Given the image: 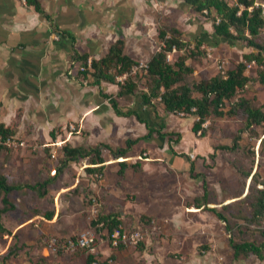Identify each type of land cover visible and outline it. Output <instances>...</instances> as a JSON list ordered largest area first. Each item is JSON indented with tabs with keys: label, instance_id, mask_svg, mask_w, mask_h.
<instances>
[{
	"label": "rangeland",
	"instance_id": "obj_1",
	"mask_svg": "<svg viewBox=\"0 0 264 264\" xmlns=\"http://www.w3.org/2000/svg\"><path fill=\"white\" fill-rule=\"evenodd\" d=\"M181 1L151 0V23L145 21V24H141L139 38L135 37L134 32L133 37L125 39V53L128 52L139 62L130 75L135 77L140 91L148 90L147 64L163 45L159 37L161 27L171 25L180 28L190 43L188 49H195L192 33L197 31L200 24L209 34L214 32V10L211 15L196 12L192 7L182 5ZM259 41L264 43V29ZM253 51L256 49L240 42L222 40L210 44L206 41L196 58L187 59L195 70L188 76V81L193 83L224 73L243 61L244 54ZM186 55L187 50H174L169 60L175 62ZM94 58L90 56V60ZM83 64L84 60L78 59L76 67L69 63L68 69L78 85L91 89L96 78L92 68L88 76L83 75ZM259 70L256 63L248 64L246 73L254 80L239 91L232 101L246 97L252 100L254 106L264 107V83L259 81ZM112 73H116V69H112ZM127 77L119 76L117 82H124ZM102 81L122 108L127 110L131 107L134 95H119L118 84ZM74 100L77 106L79 96ZM155 102L159 113L168 123L164 131L180 133L181 136H167L165 145L163 142L159 144L157 139L140 140L129 152V163L135 168L130 167L127 178L141 184L139 177H146L144 189L150 188L152 194L157 198L165 197L168 203L173 201L171 203L182 205L186 211V221L169 222L158 215L152 218L137 217L134 214L140 212L144 203L128 205L124 212L133 216L120 219L128 230L141 229L145 238L138 245H126L124 249L113 246L108 239V231L100 233L93 224L95 217L101 213L121 216L123 202L136 201L135 194L123 189L124 181L119 174L120 161L123 160L115 158L105 145L116 150L126 147L127 139H136L148 133L146 125L135 118L118 116L111 102L105 99L102 107L107 108L102 112L87 107L79 115L54 127H36L27 123L25 127L14 128L16 145L0 150V168L7 174L9 182L35 184L51 181L45 196L28 187L10 194L16 208L2 216L6 232L0 231V264H88L89 253L86 250L50 254L44 250L46 240L52 235L70 237L87 230H95L99 236L98 264H264V258L255 254L236 259L230 245L231 237L238 242H264V214L256 217L252 205L258 195L257 189L263 187L256 181L264 180V150L260 140L245 131L240 140L241 149H222L221 145H232L237 131L243 126V116L212 117L204 125L207 135L201 137L192 130L198 117L167 113L160 100L156 99ZM255 129L263 133L262 127ZM51 131H55V137L51 136ZM155 136L158 138L157 134ZM67 144L85 147L99 145L107 160L104 165V169L108 167L107 174L103 171L104 175L100 178L101 172L88 170L93 167L88 158L64 164L63 149ZM170 147L172 151L187 154L188 159H184L189 162L185 168L170 164L169 155L173 154ZM215 151L216 157L212 158L211 154ZM191 161L195 164L193 174L190 171ZM253 175L255 180L252 179ZM109 185L114 186L115 190L107 188ZM205 189L208 191V203L198 208L195 201L205 195ZM139 192L144 193L143 190ZM248 194L250 196L247 197ZM211 208L224 213L226 220ZM45 211H55L54 219L45 218ZM20 226L23 228L19 230ZM189 230L198 235L189 236L186 234ZM102 243H110L117 252L103 255L100 248ZM11 246L13 253L5 259L4 255Z\"/></svg>",
	"mask_w": 264,
	"mask_h": 264
},
{
	"label": "crops",
	"instance_id": "obj_2",
	"mask_svg": "<svg viewBox=\"0 0 264 264\" xmlns=\"http://www.w3.org/2000/svg\"><path fill=\"white\" fill-rule=\"evenodd\" d=\"M39 1L44 13L36 10L27 0H0V123L11 128L25 127L27 123H32L36 127H54L79 115L80 111H85L87 107H93L98 112L106 109L107 107H102L104 100L110 101L108 96L115 97L108 93V87L105 88L106 83L103 81L99 83L96 79L94 87L86 89L76 83L75 77L68 69V64L71 63L76 67V60L84 55H89V58L95 57L94 59L102 58L119 39L128 40L134 36V32H136L135 37L139 38L141 24H145V21L149 24L153 19L149 14L151 0ZM181 3L187 8L190 7L183 0ZM204 31L207 30H204L203 25L200 24L192 35L196 38ZM127 54L131 56L128 52ZM76 96H79L77 106L74 100ZM131 109L143 111V117L148 118L151 126H154L157 118L152 112L153 108L142 103L139 97L135 96L133 104L127 111ZM113 110L116 113L114 108ZM118 116L133 117L145 124L148 129L147 123L139 120L135 115ZM53 132L55 131H51L52 137ZM166 138L167 136L154 133L151 138L142 140L157 139L159 144L163 142L165 145ZM170 150L172 151V148ZM184 154L173 152L169 155L170 158L168 157L170 164L179 165L181 169L185 168L189 161L184 159L187 157V154ZM121 160H126L128 163L124 171L121 172L120 168L119 172L124 181L123 189L135 194L136 201H124L122 215L118 216L119 218L133 216L124 212V208L143 202L144 207L134 214L137 217L152 218L158 215L164 220L168 219L169 222H184L186 211L182 205L171 203L173 201L168 203L165 197L157 198L152 194L150 188L144 189L143 186L146 185L143 182L144 179L147 180L146 177L144 179L139 177L141 184L129 181L127 177L130 167L135 168V166L129 163V157H121ZM107 168L104 169L103 166L102 172L107 174ZM0 170L3 172L1 168ZM107 188L115 190L114 186L109 185ZM142 190L144 193L141 194L139 191ZM185 206L188 207L187 203ZM22 228L20 226L19 230ZM193 232L189 230L186 234L196 237L198 233ZM102 244L100 248L103 255L117 252L110 243ZM44 250L50 254L46 246Z\"/></svg>",
	"mask_w": 264,
	"mask_h": 264
},
{
	"label": "trees",
	"instance_id": "obj_3",
	"mask_svg": "<svg viewBox=\"0 0 264 264\" xmlns=\"http://www.w3.org/2000/svg\"><path fill=\"white\" fill-rule=\"evenodd\" d=\"M186 4L192 7L196 12H207L211 15L213 10L216 13L214 19V32L209 34L204 31L202 35L194 38L195 49H188L189 41L184 38V34L177 26L166 25L160 28L159 37L163 43L160 50L155 52L147 64L148 90L140 91L138 83L131 72L135 65H139L135 59L125 53V40L119 39L114 43L108 53L100 58L93 59L92 69L93 75L97 82L102 80L110 83H115L120 86L119 95H134L140 98L141 102L153 108L156 119L154 126H151L148 118H144L141 110H124L117 98L108 96L110 102L118 115L130 116L135 115L139 120L146 122L149 132L143 137L127 140L126 147L113 149L110 145H105L111 150L115 158L128 157L130 150L135 144L142 139L151 138L154 133L160 136H172L180 133L163 131L167 123L165 119L159 114L156 99L160 100L164 105V110L167 113H182L185 115H195L197 120L193 124V131L201 137L207 135V128L205 123L212 117L223 116H243V126L237 131L232 145H221L220 148L225 150L241 149L240 140L242 132L248 131L256 139L260 140L262 149L264 150V107L254 106L251 99L241 97L237 101H232L239 91L246 88L248 83L254 80L253 77L246 73L248 64L256 63L259 67L258 78L264 83V43L259 41V37L264 29V0H183ZM27 2L35 6L36 10L44 13L42 5L39 0H27ZM222 40L232 43H244L256 49V51L246 53L243 56V61H240L234 68H231L224 73H218L212 77H205L196 82L188 81V76L195 70L194 67L187 63L189 57L196 58L201 47L206 43L217 44ZM174 49L182 51L187 50L186 56H180L177 61L171 62L169 55ZM84 60L85 67H87V60L89 55L80 57ZM112 69H116V73H112ZM90 68H85L84 76H88ZM128 74L124 82H117V76ZM199 93L198 96L195 93ZM229 102V103H228ZM227 105L229 108L226 109ZM159 120V121H158ZM157 124V125H155ZM262 127L263 133H259L255 128ZM16 134L14 128L0 123V136L4 139L12 137ZM263 134V136H262ZM53 137L56 133H52ZM170 140H172L170 138ZM6 148L0 144V150ZM65 161L67 164L72 160H79L88 158L89 163L93 165L88 170L92 172H102L103 166L107 161L101 147H85L72 146L67 144L64 149ZM175 153V151H173ZM178 154V153H176ZM185 155L184 153H182ZM217 152L211 154L212 158L216 157ZM121 172L128 166L126 160L120 161ZM195 170L194 161H191V173ZM61 169H59V172ZM255 180V175L252 177ZM51 180L38 182L35 184H12L8 180V176L0 170V198L3 202V207H0V231L6 232L2 222L4 213L14 210L16 204L11 200L10 194L18 189L28 187L39 193L40 196L47 194V186ZM257 184H262V188H258L256 198L252 205L254 215L261 216L264 214V180L256 181ZM252 187H250L251 189ZM252 190V189H251ZM250 196L249 194L247 197ZM208 191L205 189V195L200 199H196L198 208H202L208 203ZM220 218L225 219L224 213L218 212L217 209L211 208ZM55 211H45L44 217L53 219ZM143 218H146L143 216ZM226 220V219H225ZM93 224L97 226V230L102 233L108 231L109 236L117 229L128 230L124 222L117 214L101 213L95 217ZM101 225V226H99ZM110 240V239H109ZM111 242V240H110ZM230 245L234 250L236 259L247 257L251 254L257 255L259 258H264V242L261 244L255 241H235L230 238ZM126 245L120 243L118 247L123 248ZM13 246L4 255L7 259L13 253ZM97 254H89L87 258L88 264L99 260Z\"/></svg>",
	"mask_w": 264,
	"mask_h": 264
},
{
	"label": "built area",
	"instance_id": "obj_4",
	"mask_svg": "<svg viewBox=\"0 0 264 264\" xmlns=\"http://www.w3.org/2000/svg\"><path fill=\"white\" fill-rule=\"evenodd\" d=\"M264 6V3H262ZM176 51V49H174ZM93 60L90 58L87 60V67H92ZM83 64V69L85 68ZM128 74H123L119 76H127ZM117 76V77H119ZM74 128V125H72ZM0 144L6 147L16 145L15 137H8L4 139L0 136ZM145 233L141 229H131L122 230L117 229L114 233L109 236L113 246L118 247L120 243L125 245H138L144 240ZM46 248L52 253H62V252H76L78 250H86L89 254H97L99 249V236L95 230H87L76 236L63 237L60 235H52L46 240ZM92 264H98V261H93Z\"/></svg>",
	"mask_w": 264,
	"mask_h": 264
}]
</instances>
